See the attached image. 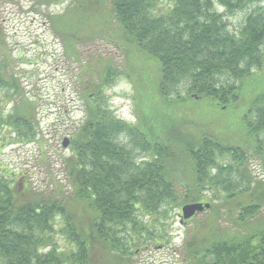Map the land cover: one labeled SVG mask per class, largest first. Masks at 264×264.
<instances>
[{"label":"trees","instance_id":"obj_1","mask_svg":"<svg viewBox=\"0 0 264 264\" xmlns=\"http://www.w3.org/2000/svg\"><path fill=\"white\" fill-rule=\"evenodd\" d=\"M262 1L71 0L63 13L48 15L68 57L78 60L77 46L106 30L154 58L157 91L168 105L207 98L226 109L242 100L248 84L251 99L240 143L206 133L194 139L137 111L136 122L121 119L104 90L121 74L136 82L137 69L120 72L108 62L96 71L87 64L79 88L83 120L71 134L70 155L62 157L69 192L53 181L47 195L36 192L0 163V264H98L96 251L102 264H133L143 246L159 241L169 206L194 202L210 204L209 218L186 232L184 264H264V176L250 168L258 159L264 172V90L256 85L264 74ZM238 12L244 18L235 25ZM3 37L0 30L4 50ZM6 61L0 62L5 104L18 94ZM33 104L18 98L7 112L0 98V132L32 142ZM1 145L0 139V151Z\"/></svg>","mask_w":264,"mask_h":264},{"label":"rangeland","instance_id":"obj_2","mask_svg":"<svg viewBox=\"0 0 264 264\" xmlns=\"http://www.w3.org/2000/svg\"><path fill=\"white\" fill-rule=\"evenodd\" d=\"M70 4L71 0H3L0 6V30L6 42V48H0V62L5 63L6 58L10 65L7 75H13L18 92L5 104L6 91L1 89L2 105L9 112L16 100L24 97L34 103L36 112L37 128L32 142L23 144L9 130L0 132V163L19 172L22 184L28 183L34 191L47 195L54 188L53 182H58L69 192L62 157L70 155L71 145L63 147L62 141L65 138L69 141L83 120L79 88L87 76L84 74L87 64L93 65L96 71L108 62L120 72L137 69L136 82L121 74L104 90L108 105L121 119L134 123L137 111L146 118L155 116L162 128L171 125L172 129L188 132L194 139L206 133L227 143H240V121L251 99L248 91L252 84L245 86L248 90L242 100L226 109H220L207 98L168 105L157 91L158 62L127 47L123 40L112 37L111 31L100 30V36L94 41L78 45V60L65 55L48 15L61 14ZM260 5L264 7V0ZM243 18L244 12H238L232 20L238 25ZM256 85L259 91L264 90V74L258 77ZM250 168L254 175L264 176L258 159L251 160ZM178 189L183 188L178 185ZM209 195L211 192L205 197ZM183 205L169 206L170 216L159 222L163 226V232L157 234L159 241L143 246L133 264H184L180 250L186 232L190 234L195 221L209 217L207 211L201 212L193 221L182 224ZM60 227L58 222L56 230ZM161 234L163 238L159 237ZM55 237L59 247L66 245L62 235L56 233ZM98 254L96 251L94 258L102 264L104 259Z\"/></svg>","mask_w":264,"mask_h":264},{"label":"water","instance_id":"obj_3","mask_svg":"<svg viewBox=\"0 0 264 264\" xmlns=\"http://www.w3.org/2000/svg\"><path fill=\"white\" fill-rule=\"evenodd\" d=\"M69 144L68 139H64L62 141V146L67 147ZM209 203H202V202H194V203H187L181 207V214H180V223H183L186 220L191 219L193 216L209 209Z\"/></svg>","mask_w":264,"mask_h":264},{"label":"flooded vegetation","instance_id":"obj_4","mask_svg":"<svg viewBox=\"0 0 264 264\" xmlns=\"http://www.w3.org/2000/svg\"><path fill=\"white\" fill-rule=\"evenodd\" d=\"M3 2V0H0V6H1V3ZM186 222H188V221H186ZM186 224V223H185Z\"/></svg>","mask_w":264,"mask_h":264}]
</instances>
